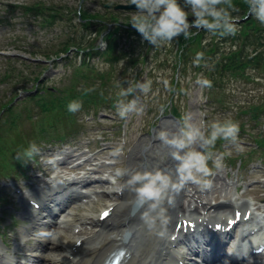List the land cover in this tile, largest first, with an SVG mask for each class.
<instances>
[{"label":"rangeland","instance_id":"374dc122","mask_svg":"<svg viewBox=\"0 0 264 264\" xmlns=\"http://www.w3.org/2000/svg\"><path fill=\"white\" fill-rule=\"evenodd\" d=\"M90 7L89 2L84 6L85 9H90ZM12 11L13 9L9 7L0 6V20L1 22L4 21L0 25V162L2 161L0 164V184L4 181L13 180L17 186H20L21 182L33 180L34 172H44L48 168L41 163L42 160L31 158L27 159L26 163L18 160L17 154L25 151L22 147L29 149L33 144L38 147L52 142L57 144L52 147L55 149L62 142L73 144L69 137L70 134L77 135L76 140L80 147L93 149L97 142L107 146L101 163L121 162L119 168L125 170L131 161L132 152L141 148V150L147 149L146 158L159 165L161 161H157V159L162 160V156L166 154V147H163L160 141L155 142L158 140L155 138V134L164 129L176 131L180 126L182 117L190 115L193 122H199V118L206 116V124L215 120L223 121L226 119L238 123L244 122L236 144L223 140L217 141L212 151L214 158L215 156H223L222 166L220 168L213 166L211 169L222 177L221 179L225 175L224 181L229 182L237 179L236 184L227 187L225 185V188L221 190V193L229 194L226 196L227 198L236 194L239 189L242 191V187L247 183L251 184L247 194H254L255 198L261 197V193L258 192H264V187L261 188V183L264 184V151L261 147H257L254 137L258 135V132H261L258 128L264 125V117L260 125L249 122L247 117L245 118V115L242 114V109L250 103L264 99V71L260 69L248 70L249 79L241 76L224 77V80L221 81L222 90L209 94L206 98L204 96L206 87L202 88L197 80L207 79L205 76L215 80L217 77L211 74L214 72V68L207 75H202L200 72L194 74L190 60L187 65H190L191 69L188 67L187 74L180 76L179 70H174V65L179 64L178 57L174 58V53L170 50L173 40L160 44L161 53L146 51L143 54L137 51L134 54L137 58L135 63L131 54L120 49V42L126 40L117 38L113 40L111 52L100 54L99 57L94 56L90 60L89 69H86V66L77 67L78 64L75 63L78 60L77 56H71L69 59L72 65L64 64L68 59L65 54L59 59L33 64L25 58L28 54H23V57L11 53L18 51L17 46H22L21 49H36L38 57H42V53L50 55L65 41V38L67 39L71 30L65 32L63 27L59 25H57L56 31L47 25L41 28L38 25L39 22L31 23L36 25L32 28L33 32L28 29L24 30L27 25L20 27L17 25L16 18L26 16ZM8 15H11L12 24H8L4 18ZM236 27L238 30L241 29L240 26ZM81 32L84 33L85 31L81 30ZM86 38L84 44L80 43V46L82 44L85 46L91 42ZM203 38V44L218 42L222 39L217 35L213 36L211 33H206ZM132 40L134 38H129L130 42ZM80 42L82 41L80 40ZM238 42L242 43L241 37L234 40L228 39L226 42H222L221 50L228 52L238 48ZM100 43L101 38H95L91 42L95 46ZM102 45L105 46V40ZM130 47L131 43L128 44V48ZM251 50L252 47L249 46L247 52L251 53ZM102 52H106V50ZM69 55H71L70 52ZM144 55L145 63L143 65L145 67L140 73H137L140 68L138 63L143 60ZM164 56L167 61H162L164 64L161 66L159 64ZM210 63H206L205 66H210ZM6 72H9L10 75L4 77L3 74ZM136 73L139 74L137 82H150V91L147 94L137 91L132 95L121 97L119 93L132 83H125L122 80L130 81ZM102 74L103 78L107 77L104 80L103 87L105 88L102 90L103 99H110L115 96L126 103L133 98H138V108H141L142 111L129 113L125 119H121L117 113V107L110 108L106 103L100 102L89 107L88 111L81 104L78 111L68 113L67 105L70 101H75L69 100L70 89L79 90L83 86L98 88L102 81ZM37 75L40 77L38 78ZM35 77L37 79H34ZM172 80L174 81L172 82ZM36 87H43V90L35 91ZM176 87H179V91H175ZM30 90L31 92H29ZM57 93L63 96L60 101L56 99L57 103L61 101L66 103L62 108H53L50 105L54 98H59ZM14 95L16 97L9 105L10 108H2V103ZM170 103H172V107L175 106L178 117L171 116ZM144 111H146L145 114ZM123 123H126L128 127V137L125 142L120 139L121 124ZM143 130H147V132L143 133ZM102 141L103 143H101ZM43 150L38 151L40 153L38 155H43ZM68 150L66 146L61 149L63 152ZM117 150H119L118 154H116ZM71 152H76V150L71 149ZM152 157H155L156 160ZM211 162V160L208 162L209 166H211ZM255 180H261V183H254ZM199 188L201 187L199 186ZM0 193V235L10 244L11 248L22 245L24 240L28 239L29 241L24 244L27 248L23 250L27 256L25 260L28 264L40 263L36 262L34 257L50 252V249L38 250L41 247L38 240L41 239L42 234L33 232L24 237L21 236L23 235L21 230L28 225H33L35 220L24 221L20 218L24 205L18 202V196L8 199L6 194L11 192L2 188L1 185ZM202 195L206 199L210 197V194ZM248 196L245 195L244 198H248ZM94 201L96 202H93L90 207H86V203L76 205L74 207L75 212L78 213V216H82L88 208L96 211L99 205L107 204L106 201L97 199V197ZM0 247L2 250L6 249L3 243L0 244ZM28 258L29 260H27Z\"/></svg>","mask_w":264,"mask_h":264},{"label":"clouds","instance_id":"9594fccd","mask_svg":"<svg viewBox=\"0 0 264 264\" xmlns=\"http://www.w3.org/2000/svg\"><path fill=\"white\" fill-rule=\"evenodd\" d=\"M243 2L248 14L264 24V0ZM129 3L136 6V11L126 24H130L154 46L171 42L181 34L188 39L192 35L191 29H203L219 37L235 35L238 30L231 15L238 10L234 0H184L183 6L178 0H129ZM190 15L195 17L191 22L188 19ZM201 57L202 54H198L197 60ZM197 83L202 88L212 86L208 79H198ZM150 87V82H137L130 84L119 95L126 97L137 91L147 94ZM80 107V102L70 101L67 110L74 113ZM139 111L142 109L138 108V98L117 103V113L121 119ZM239 131V125L230 119L206 124L203 120L193 122L192 117L186 115L176 131L164 129L155 134V138L169 149V156L174 161L170 171L144 170L129 174L127 170L117 168L110 179L115 183L116 177L128 176L127 185L135 192L137 204L142 209L140 219L143 225L150 232L158 231L168 223L165 204L172 203V193L179 192L189 183L201 188L210 187L208 177L212 175V169L208 162L211 160L215 168H220L223 161L222 155L214 158L212 149L218 140L236 144ZM38 151L33 144L18 153L17 159L26 163ZM159 234L163 235V231H159Z\"/></svg>","mask_w":264,"mask_h":264},{"label":"bare ground","instance_id":"6f19581e","mask_svg":"<svg viewBox=\"0 0 264 264\" xmlns=\"http://www.w3.org/2000/svg\"><path fill=\"white\" fill-rule=\"evenodd\" d=\"M170 131L173 130L170 129ZM69 137L72 139L74 144L72 149L77 150L78 148H80L76 140L77 135L70 134ZM155 142L157 143L159 142V140H156ZM94 148L96 149L97 154L93 153V155L100 156L105 146L97 142L96 145H94ZM140 150L141 148L136 149V153H132L134 159H131L126 168L129 174L144 170L154 171L152 162L150 161V159L146 158L147 150H145V152H140ZM74 154L75 153H72L71 151L70 153H65L62 157V164H65L72 158H74ZM132 155L130 156V158L132 157ZM33 159L39 160L38 153L34 156ZM157 161H161L160 169L165 172L170 171L174 166V161H172L169 156V150L166 151V154L162 156V160ZM97 164L99 169L94 166V169L85 170L83 175L73 181L74 185L85 183L88 180V182L91 181L98 189L99 185H102L103 181L97 180L95 177L91 176L98 171L105 172V167L102 163ZM72 168L76 169L77 167ZM47 169L48 168H46L45 170L46 172ZM124 177L125 180L123 182V185L125 186V188L122 191L121 197L116 199V201L118 202L113 204V209L111 212L112 217L107 218V220H102V224L100 225V229H98V231L93 228V233L88 232L90 236H85L86 234L84 233H86L87 230L81 225L79 231L75 230L74 228H63L58 229L53 234V230L56 228L57 222H53L49 219L50 213H54L53 209L55 205L64 203V201H67L69 197H76L79 196V194H76V192L73 190L70 192H62L65 187H56V184L53 181H51V183L48 185V192L42 193L41 191H33L31 193L32 196L40 194L41 202L37 203L36 205H32V207L37 208L43 204L45 205V207H48L47 210L49 212L47 211V214L43 215L39 212L36 213L34 209L32 210L28 208L27 205L24 206V211L22 212V214H27L31 219H37V222L33 225H28L27 227L23 228L21 232L24 235H27V233L32 234L33 232L37 231L42 232L40 243L43 244L47 249L53 248V250L48 253L35 256V261L40 262L38 264H60V262L65 259L63 254L65 252V248L67 247H73L72 249L74 251L71 257H69L68 259V261H70V263L68 264H102L106 256L117 248H122L124 250L125 262L123 264H163L162 259L166 258L165 260H172L176 256V253L170 250L172 245L183 244L186 240H188L187 236H185L184 238L181 237L176 242H170L164 235V233H166L167 231V228H169V225H172V221H174L177 217L181 218L185 215V206L182 201L183 197L181 195L182 191L180 190L179 192L172 193V203L165 204V208L167 210L166 215L168 217L167 225L163 229L150 232L143 225L140 219L142 209L137 206V208L134 209L133 212H131V207L136 200V196L135 192L127 185L128 176L125 175ZM218 182L219 181L217 179H214V185L211 189L212 194L216 191ZM0 185L4 189H8V191L11 192L9 194H6V197L8 199L15 198L16 193L22 199V195H20L21 193H19L15 188L11 186L9 187V185L5 184ZM188 187H190V190L186 189V194H190L191 189L195 188L190 183ZM197 190L200 191L199 189ZM207 191L210 193L209 189ZM198 193L199 192H197L196 194L192 193L191 198L196 195V197L199 199L200 196L197 195ZM220 196L222 195L220 194ZM110 200L111 199H109V201ZM228 201L232 203L230 199ZM92 205L93 202H88L85 204L86 207H90ZM197 205L198 203L194 204L193 208L190 209V211H192ZM232 206L236 207L233 204ZM40 212H43V210L41 209ZM179 212H183L181 216L178 215ZM86 218L94 221L91 216ZM43 221H45V224ZM159 231H163V235H160ZM124 233H128L129 235V237L125 241H123L122 239ZM226 238L227 236H224L223 238L219 237L217 239L226 240ZM77 241H79V245H76ZM229 241H231V239H229ZM62 246L63 248H61ZM240 247H250L249 242L241 240ZM16 248L19 250H14L15 248H13V250H10L11 252L8 253V256H4V259H6V264L11 261L14 253L27 248V246H23V248H19V246H17ZM56 256L60 257L57 261H55ZM27 260H29V258Z\"/></svg>","mask_w":264,"mask_h":264},{"label":"trees","instance_id":"16d2710c","mask_svg":"<svg viewBox=\"0 0 264 264\" xmlns=\"http://www.w3.org/2000/svg\"><path fill=\"white\" fill-rule=\"evenodd\" d=\"M234 3L236 4L237 8L239 9L241 8L243 10L237 16L242 17L246 15L245 10H247L246 9L247 7L244 4L243 0H234ZM241 27H242L241 28L242 32L245 34V38H242L243 41L238 48H234L232 50H229L228 52H223L221 50L222 42H226L228 39H233V40L236 39L237 38L236 34L235 36L231 35V38H222L218 42L216 41L212 43L210 47H208V43L203 44V39H204L203 37L205 33L204 31L194 30L195 33L191 31L192 35L188 39H185L183 37V34H181L177 38L179 44L175 54V57H178L179 64L177 66L174 65V70L175 69L179 70L180 76L186 75L187 68L189 67V69H191V66L187 65L190 63V60L194 74L198 72H200L202 75L205 73L210 74V72L214 68V72H211V74L215 75L217 78L215 80H211L209 78L210 81L212 82V86L209 88V94H213L216 93L217 91L222 90L223 86L221 81L224 80V77L227 78V77L241 76L245 79H249L250 77L248 76L247 73L248 70L260 69L261 71H264V26L259 25L257 23V20L254 17L250 16L241 23ZM245 28H247L248 32L247 30H245ZM111 36L112 35H110V38H106V43H107L106 52L99 53V51H95V54H107V52L112 51L111 49L113 45V40L117 38H111ZM251 36H253L254 38H251ZM80 40L84 41V38H79L78 45L76 46V48H79ZM259 40H262L263 45L259 43ZM70 41L71 40L69 38V40H67L60 48V51L66 52L70 47V44L68 45ZM249 46L252 47V51H253L252 53L247 52ZM257 47H260L259 51H256ZM254 51L256 52L254 53ZM84 54L89 55V52H84ZM198 54H202V57L199 60H197ZM55 55L56 57L59 56L58 53H56ZM216 55H218V57L215 59ZM209 62L212 63V66L211 67L205 66L206 63ZM163 64L164 62L161 61L160 65L162 66ZM37 77L39 78V75H37ZM37 77H35L34 79H37ZM101 77H102V81L99 88H92V86H83L79 90H75L74 88H71L70 95L68 96L70 97L69 100H76V101L79 100L81 103L86 105L97 104L100 98L103 96L102 90L105 88L103 87L105 84L104 80L107 78V77L103 78V74ZM173 81L174 80H172V82ZM42 90L43 87H37V91H42ZM175 91H179V87H176ZM57 94L59 95L58 96L59 98H54L50 103V105H52L53 108H62L63 106H65L66 103L64 101L57 103L56 99H59L60 101L61 100L60 98H63L62 94L59 93ZM10 102L11 100H9L7 104L4 106H8ZM221 102L223 101L221 100ZM171 111L173 114L175 115L177 114L175 106L171 108ZM68 113L70 112L68 111ZM242 114L245 115V118L247 117V120H249V122L258 123L264 117V99H260L256 103H250L247 106H245L242 109ZM243 123H244L243 121L239 122L240 129H243ZM259 136L260 138H257L256 141L261 143L262 140L264 141V130L263 132H261V134L258 135V137Z\"/></svg>","mask_w":264,"mask_h":264},{"label":"snow or ice","instance_id":"6c2138e0","mask_svg":"<svg viewBox=\"0 0 264 264\" xmlns=\"http://www.w3.org/2000/svg\"><path fill=\"white\" fill-rule=\"evenodd\" d=\"M109 215V212L108 211H105V212H103L102 214H101V219H104L105 217H107ZM238 215V218H239V214H237ZM230 223H233L232 221H230Z\"/></svg>","mask_w":264,"mask_h":264},{"label":"water","instance_id":"95a60500","mask_svg":"<svg viewBox=\"0 0 264 264\" xmlns=\"http://www.w3.org/2000/svg\"><path fill=\"white\" fill-rule=\"evenodd\" d=\"M125 7H128V6H125Z\"/></svg>","mask_w":264,"mask_h":264}]
</instances>
